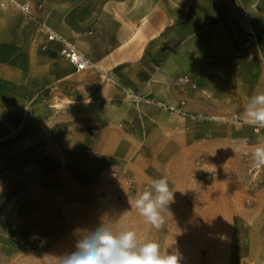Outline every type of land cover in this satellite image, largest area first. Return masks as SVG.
I'll return each mask as SVG.
<instances>
[{
    "label": "rangeland",
    "instance_id": "rangeland-1",
    "mask_svg": "<svg viewBox=\"0 0 264 264\" xmlns=\"http://www.w3.org/2000/svg\"><path fill=\"white\" fill-rule=\"evenodd\" d=\"M13 2H29L36 20L42 22L37 0H0V264H61L63 256L75 250L76 242L100 225L113 232L132 230L139 242H157L162 254L178 251L181 264H264V189L249 198L244 174L243 159L255 152L250 146L253 140L243 125L217 121L234 113L242 116L229 100L216 99L201 83L202 75L217 67L212 56L195 63V74L192 68L163 74L167 76V103L161 115L140 125V118H135L129 132H102L93 116L75 114L70 99L77 76L94 72L100 83L111 84L113 76L95 68L76 72L66 61L61 65L37 21L19 12ZM169 48L171 53V44ZM249 48L244 43L234 59L255 61ZM148 55L138 76L142 81L159 80L164 54ZM179 77H187L195 87L179 85ZM114 92L120 89L114 86L108 93ZM103 137L102 142L123 160L119 170L129 173L131 185L120 178L125 189L140 191L143 185L151 187L153 179H167L174 201L165 224L153 228L135 209L134 200L127 208H116L119 197H113L119 191L114 189L104 213L89 212L86 228L72 243L61 244L71 231L66 227L40 244L28 243L35 225L32 206L25 212L19 211L20 206L31 204L40 191L53 189L49 177L70 176L69 149L81 142L94 151ZM115 169L109 175L118 180L113 176L119 171ZM213 201L232 205V222L223 212H208ZM228 223L232 238L225 248L221 241Z\"/></svg>",
    "mask_w": 264,
    "mask_h": 264
},
{
    "label": "crops",
    "instance_id": "crops-1",
    "mask_svg": "<svg viewBox=\"0 0 264 264\" xmlns=\"http://www.w3.org/2000/svg\"><path fill=\"white\" fill-rule=\"evenodd\" d=\"M37 1L42 7L38 11L41 23L90 59L98 73L112 75V84L120 89L108 93L114 86L100 83L94 72L75 78L70 99L75 114L80 118L93 116L102 132H129L135 118H140V125L161 115L167 103V76L163 74L181 68H192L190 72L195 74V63L209 54L217 67L203 74L201 83L216 99L229 100L230 107L239 112L243 121L247 120L245 108L250 98L264 93V0ZM33 12L34 9L32 15L36 19ZM56 21L61 22L56 24ZM247 40L250 45L247 52L253 53L256 60L234 59ZM49 44L57 53L58 46ZM157 53L164 54L159 63L160 79L142 81L138 75L149 61L148 54L152 58ZM64 61L61 58L58 62L65 65ZM122 90L130 95L126 96ZM243 126L250 131L248 125ZM103 139L94 151L83 147L81 142L69 149L70 176L49 177L53 189L40 191L33 196L31 204L20 206L19 211L24 212L32 206L35 225L28 243L40 244L62 227L71 231L61 244L72 243L86 228L89 212L104 213L111 190L119 191L116 208L131 206L129 199L135 201L141 194L139 188L125 189L120 178L111 179L110 169L119 170L123 160ZM88 160L92 162L89 164ZM128 161L127 166L132 169V161ZM217 210L232 222L230 203L213 201L208 212ZM231 238L232 225L228 223L221 244L227 248Z\"/></svg>",
    "mask_w": 264,
    "mask_h": 264
},
{
    "label": "clouds",
    "instance_id": "clouds-1",
    "mask_svg": "<svg viewBox=\"0 0 264 264\" xmlns=\"http://www.w3.org/2000/svg\"><path fill=\"white\" fill-rule=\"evenodd\" d=\"M245 114L246 123L264 128V93L250 98ZM254 155L259 164H264V147L257 148ZM173 201L174 191L167 179L159 178L152 180L151 190L138 195L134 207L148 224L160 229L165 224V214L171 215L168 209ZM61 264H181V255L178 251L162 254L157 242H139L132 230L113 232L100 225L82 236L75 250L63 256Z\"/></svg>",
    "mask_w": 264,
    "mask_h": 264
},
{
    "label": "built area",
    "instance_id": "built-area-1",
    "mask_svg": "<svg viewBox=\"0 0 264 264\" xmlns=\"http://www.w3.org/2000/svg\"><path fill=\"white\" fill-rule=\"evenodd\" d=\"M15 8L28 16L34 22L37 20L33 18L32 15V7L29 3H16L13 2ZM40 30L45 34L47 43H55L58 46L57 53L58 56L65 61L76 71L83 72L87 69L94 68L95 64L88 59L86 56L79 53V51L70 43L66 42L63 38L58 36L56 33L52 32L49 28H47L43 23L37 22ZM249 42H245V46H248ZM179 85H190L191 87H195L187 77H179L177 80ZM222 124H237V125H248L250 127V136L253 140V143L250 145L256 151L257 148L264 147V128L258 126H252L237 115H231L228 117H221L217 120ZM91 132L93 134L97 133V130L92 129ZM255 152L244 157V174L246 178V193L251 198L257 191L264 189V164H259L254 155ZM198 175H202V173H198ZM114 178H122L126 184L131 185V180L129 173L126 169H121L113 173ZM206 178L209 179V174L205 175ZM145 190H151L150 185H143L140 192L142 193ZM114 199L117 198L115 195Z\"/></svg>",
    "mask_w": 264,
    "mask_h": 264
}]
</instances>
